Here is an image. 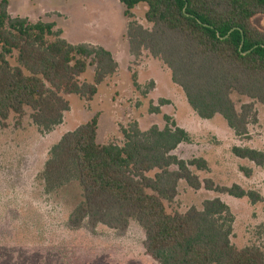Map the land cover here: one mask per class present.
<instances>
[{"label": "trees", "instance_id": "1", "mask_svg": "<svg viewBox=\"0 0 264 264\" xmlns=\"http://www.w3.org/2000/svg\"><path fill=\"white\" fill-rule=\"evenodd\" d=\"M127 19L125 37L134 57L146 51L170 71L171 81L201 118L218 114L236 136H246L256 119L253 101L236 106L233 93L264 101V30L252 18L264 14V0H119ZM145 6L150 27L133 19L132 9ZM0 0V124L17 121L30 109L39 132L61 123L69 109L66 95L92 100L97 85L114 74L117 62L102 46L71 43L52 22L9 14ZM230 31V32H229ZM93 66L91 81L81 80ZM160 102L162 100H159ZM159 113V108H152ZM165 125L141 130L136 122L121 129L122 142L99 143V113L66 131L49 149L40 178L45 192L76 181L81 201L69 224L126 229L134 220L144 231V248L157 264H264L255 245L242 248L230 241L233 213L220 198L201 207L168 211L165 201L177 194L179 181L252 203L257 191L238 184L215 186L190 168L206 170L203 158L184 160L173 151L191 140L189 132L164 114ZM231 152L264 165V152L232 146Z\"/></svg>", "mask_w": 264, "mask_h": 264}, {"label": "rangeland", "instance_id": "2", "mask_svg": "<svg viewBox=\"0 0 264 264\" xmlns=\"http://www.w3.org/2000/svg\"><path fill=\"white\" fill-rule=\"evenodd\" d=\"M8 1L13 16L21 12L32 21L52 22L71 43L106 48L115 58L117 70L97 85L92 100L66 95L69 109L61 123L48 132L38 131L28 108L18 121L11 115L0 124V264H157L145 251L143 229L132 219L123 230L102 224L90 226L86 221L70 226L69 214L82 199L76 181L52 192L44 190L40 173L50 147L96 112L99 143L120 144L121 129L131 122L141 130L152 124L162 128L164 114L189 132L191 140L180 143L173 152L184 160L206 161V170L190 166L200 180L210 179L215 186L238 184L257 191L261 199L252 203L245 196L237 198L204 187L192 189L181 180L174 199L165 201L167 210L200 208L204 199L218 197L233 213L231 243L238 248L255 245L264 252V165L231 152L234 145L264 152V101L231 95L237 107L253 101L256 111L247 135L236 136L222 116L205 119L197 115L160 59L146 51L137 57L131 55L125 37L127 19L119 1L28 0L25 6L20 5L23 0ZM144 11L145 6L137 4L132 9L133 19L150 27ZM251 21L264 30V14ZM92 75L93 66H89L80 77L91 81Z\"/></svg>", "mask_w": 264, "mask_h": 264}, {"label": "crops", "instance_id": "3", "mask_svg": "<svg viewBox=\"0 0 264 264\" xmlns=\"http://www.w3.org/2000/svg\"><path fill=\"white\" fill-rule=\"evenodd\" d=\"M8 1V0H7ZM117 1H119V0H117ZM120 3V2H119ZM28 4V0H23V1H21L20 2V5H27ZM121 4V3H120ZM123 6V5H122ZM7 10H8V12H9V14H10V4H9V1H8V7H7ZM11 15V14H10ZM13 16V15H12ZM15 16H20V17H26V18H28V19H30V17L26 14H22L21 12H19V13H16L15 14Z\"/></svg>", "mask_w": 264, "mask_h": 264}, {"label": "water", "instance_id": "4", "mask_svg": "<svg viewBox=\"0 0 264 264\" xmlns=\"http://www.w3.org/2000/svg\"><path fill=\"white\" fill-rule=\"evenodd\" d=\"M230 32V31H229Z\"/></svg>", "mask_w": 264, "mask_h": 264}]
</instances>
